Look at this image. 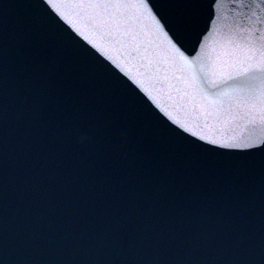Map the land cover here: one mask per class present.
<instances>
[{"label":"snow or ice","instance_id":"snow-or-ice-1","mask_svg":"<svg viewBox=\"0 0 264 264\" xmlns=\"http://www.w3.org/2000/svg\"><path fill=\"white\" fill-rule=\"evenodd\" d=\"M50 2V0H47ZM56 7V5H52ZM101 10L123 0H90ZM151 15L147 3L136 5ZM0 7V264H264V138H173L182 152H148L126 174L85 181L51 146L73 137L119 164V126L72 118L45 125L54 99L74 92L26 25ZM193 100L228 98L242 119L264 125V0H157ZM203 25V27H202ZM157 27L160 25L157 23ZM210 32L228 53L202 40ZM190 46V50H189ZM195 162L184 163V157Z\"/></svg>","mask_w":264,"mask_h":264},{"label":"water","instance_id":"water-1","mask_svg":"<svg viewBox=\"0 0 264 264\" xmlns=\"http://www.w3.org/2000/svg\"><path fill=\"white\" fill-rule=\"evenodd\" d=\"M89 2L0 0V7L14 5L6 29L13 32L21 23L29 29L25 54L34 48L46 50L73 81V94L54 99L49 106L47 129L54 132L72 118L98 119L117 124L120 142H127L119 164L106 161L101 151L93 153L79 137L52 145L60 161L78 171L82 179L123 176L128 160L148 152L180 154L176 137L197 144L206 143L201 136L264 138V125L242 119L228 98L216 104L193 100L165 39V35L172 36L167 21L158 7H152L157 0H123L130 6L115 10L84 6ZM141 3L149 4L151 15L136 6ZM215 39L210 32L202 37L215 54L227 59L228 53ZM253 86L264 89V82L255 79ZM193 162L195 157H184V163Z\"/></svg>","mask_w":264,"mask_h":264}]
</instances>
